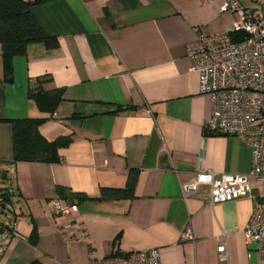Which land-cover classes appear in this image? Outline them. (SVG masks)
Listing matches in <instances>:
<instances>
[{"label": "crops", "instance_id": "0c3cea01", "mask_svg": "<svg viewBox=\"0 0 264 264\" xmlns=\"http://www.w3.org/2000/svg\"><path fill=\"white\" fill-rule=\"evenodd\" d=\"M243 4L264 11V0ZM31 12L58 46L34 44L13 57L6 82L0 45V194H10L0 264H89L152 248L161 264H257L244 230L264 185L215 205L205 187L181 191L200 170L242 176L251 167L242 139L203 134L211 98L198 93L185 53L199 36L224 34L236 17L200 0H50ZM39 89L60 91L53 112L31 97ZM25 119L42 120L38 132L48 142L70 139L58 163H13L12 122ZM130 171L132 199H100L101 188H124ZM54 199L77 205L80 231L52 213Z\"/></svg>", "mask_w": 264, "mask_h": 264}, {"label": "built area", "instance_id": "2783aa9c", "mask_svg": "<svg viewBox=\"0 0 264 264\" xmlns=\"http://www.w3.org/2000/svg\"><path fill=\"white\" fill-rule=\"evenodd\" d=\"M261 0H200L217 5L221 13L236 17L220 35L199 36L185 53L190 71L197 76L198 93L211 98V114L203 126L205 136L224 135L242 139L251 148V167L247 175L217 176L200 170L195 181L183 185V195L197 194L205 187L210 205L251 196L253 184L264 185V11L243 4ZM240 34L237 40L232 37ZM52 213L71 220L73 231H80L76 204L50 201ZM83 232V231H82ZM246 245H256L257 264H264V198L253 210L244 230ZM219 261H227L223 245L216 248ZM89 264H161L157 248L126 254L112 253Z\"/></svg>", "mask_w": 264, "mask_h": 264}, {"label": "trees", "instance_id": "16d2710c", "mask_svg": "<svg viewBox=\"0 0 264 264\" xmlns=\"http://www.w3.org/2000/svg\"><path fill=\"white\" fill-rule=\"evenodd\" d=\"M50 0H0V45L2 52L4 81H12V59L24 56L27 48L34 44H43L47 50L58 46L57 40L45 33L33 16L31 9ZM240 34L233 36L237 40ZM40 90V89H39ZM55 94L40 92L31 94L37 104L45 105L53 112L54 102L60 97ZM47 106V107H46ZM42 120L25 119L13 121V163L37 162L53 164L60 161L59 150L70 144L69 138H59L53 142L40 136L38 127ZM137 172L130 171L124 188H101L100 199L107 201L130 200L134 197ZM0 194L1 207L9 202L10 194ZM63 189L58 188V195L64 198ZM78 201L88 200L83 194H73ZM36 229H33L29 241L34 245L37 240Z\"/></svg>", "mask_w": 264, "mask_h": 264}, {"label": "rangeland", "instance_id": "374dc122", "mask_svg": "<svg viewBox=\"0 0 264 264\" xmlns=\"http://www.w3.org/2000/svg\"><path fill=\"white\" fill-rule=\"evenodd\" d=\"M10 215L5 212L4 208L0 206V221L4 222L5 216Z\"/></svg>", "mask_w": 264, "mask_h": 264}]
</instances>
